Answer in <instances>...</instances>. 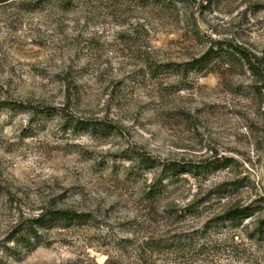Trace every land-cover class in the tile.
<instances>
[{"label": "rangeland", "instance_id": "1", "mask_svg": "<svg viewBox=\"0 0 264 264\" xmlns=\"http://www.w3.org/2000/svg\"><path fill=\"white\" fill-rule=\"evenodd\" d=\"M73 2L0 3V264H264V83L246 68L149 72L215 44L263 68L264 0ZM62 112L109 131L67 129ZM140 156L226 164L153 201L159 169L134 177ZM247 206L261 207L222 223ZM52 210L91 222L11 251L19 226Z\"/></svg>", "mask_w": 264, "mask_h": 264}, {"label": "trees", "instance_id": "2", "mask_svg": "<svg viewBox=\"0 0 264 264\" xmlns=\"http://www.w3.org/2000/svg\"><path fill=\"white\" fill-rule=\"evenodd\" d=\"M9 0H0V3H5ZM70 5H73V1L79 0H69ZM184 0H138V2L143 7H159L163 9H171L174 7L176 3H183ZM257 58L250 54L247 50H244L239 47L232 46H219V44H215L211 47L202 57L194 60L191 63H187L184 65H158L155 67H150L149 72L151 74L159 75L165 71H171L176 74H184L187 73H207L211 71H219L221 72L226 68H246L250 74L257 79L256 82L264 83V67H259ZM262 79L260 82L259 79ZM258 94H261V89H257ZM10 105V104H7ZM5 106L9 110L13 109L11 107L14 106ZM40 114H49L48 110H43ZM51 115V114H50ZM59 115V114H58ZM61 119H65V123L67 129H72L74 131H83L88 128L99 130L100 132L107 134L109 131L108 127L98 123H88L84 121H73L71 117L66 118L62 112L60 114ZM226 162L222 160H216L215 162L207 163V164H198V165H187L183 163L177 162H160L156 161L147 156H140L138 158L135 171L131 173L134 177L141 176L148 169H159V173L156 174L154 181L150 184L145 193L146 197L149 200L156 201L166 195L170 190L178 187L181 182L184 181L185 174H191L194 177L201 176H209L216 171H218L221 167H225ZM222 191L221 193H223ZM261 206H247L235 208L229 212H227L221 220H223V224H234L237 221L252 217L255 212L260 211ZM188 215H191V211H189ZM186 217V216H184ZM89 216L76 214L69 211L62 210H52L47 211L42 216L34 220H28L23 225L19 226V228L15 231V234L11 240V243L14 245L11 251H15L18 249H23L26 253H31L37 248L41 246H45L44 243L41 242V233L44 231H49L54 228H71L74 226H82L89 224L91 222ZM258 228L260 230L264 229V218L259 220Z\"/></svg>", "mask_w": 264, "mask_h": 264}]
</instances>
